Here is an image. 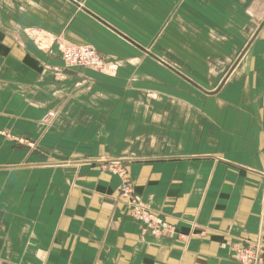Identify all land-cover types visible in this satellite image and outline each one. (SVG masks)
Here are the masks:
<instances>
[{
    "label": "crops",
    "instance_id": "obj_1",
    "mask_svg": "<svg viewBox=\"0 0 264 264\" xmlns=\"http://www.w3.org/2000/svg\"><path fill=\"white\" fill-rule=\"evenodd\" d=\"M63 43L117 67L68 68ZM106 159L172 231L128 216ZM252 242L264 0H0V264H240Z\"/></svg>",
    "mask_w": 264,
    "mask_h": 264
},
{
    "label": "built area",
    "instance_id": "obj_2",
    "mask_svg": "<svg viewBox=\"0 0 264 264\" xmlns=\"http://www.w3.org/2000/svg\"><path fill=\"white\" fill-rule=\"evenodd\" d=\"M66 45L67 46L64 49H61L64 45H60V55L64 64L68 68H88L108 74L113 73L117 67L115 64L104 60L103 57L91 46L71 43ZM69 51L73 54V56H69ZM47 115V120L54 116L52 112ZM119 174L121 176L120 196L127 205L131 206V213H129V216L137 221L142 226L144 231L149 232L155 237L172 231L170 225L144 206L135 194H132V188L130 187L126 175L122 173ZM232 256L233 259L240 264H252L255 259L253 247L243 244L234 247L232 250Z\"/></svg>",
    "mask_w": 264,
    "mask_h": 264
},
{
    "label": "rangeland",
    "instance_id": "obj_3",
    "mask_svg": "<svg viewBox=\"0 0 264 264\" xmlns=\"http://www.w3.org/2000/svg\"><path fill=\"white\" fill-rule=\"evenodd\" d=\"M44 35V34H43ZM32 37H34V36H32ZM36 38H39V40L38 39H35L36 41H38L40 44H41V46H42V48H45L46 47V45H47V43L49 42V40L47 39H44L42 36H35ZM34 37V38H35ZM51 45V44H50ZM63 45H66V44H63ZM46 48H48V46L46 47ZM66 66V65H65ZM54 114V113H53ZM47 116L48 115H46L45 117H44V121H48L47 120ZM21 143H23V141H21ZM118 160V161H117ZM116 161L115 160H113V159H106V160H103V162H101L102 164H104V166L106 167V169H107V171H111V172H113V173H116L117 175H120L119 173H122V174H124V175H126V173L125 172H121V170L119 169V167L120 166H118L117 164L118 163H121L120 162V159H117ZM117 165V166H116ZM118 167V168H117ZM127 176V175H126ZM121 180V179H120ZM128 182H129V179H128ZM120 188H121V185L118 187V193H117V198H118V200L120 201V202H122V203H124V205L126 206V212H128L127 214H128V216H129V213H131V206L130 205H127L125 202H124V200L121 198V192H120ZM131 191H132V194H135L134 192H133V190L131 189ZM131 215V214H130ZM130 217V216H129ZM131 219H133V218H131ZM134 220V219H133ZM163 220V219H162ZM135 221V220H134ZM137 222V221H136ZM243 245H247V246H251V247H253V254H254V256H255V259H254V261L252 262V264H262V261H263V257H264V255H263V252H262V249H263V246L262 245H260V244H257V243H254V242H252V243H246V244H243ZM232 258H233V256H232ZM236 261V260H235ZM239 263V262H238Z\"/></svg>",
    "mask_w": 264,
    "mask_h": 264
},
{
    "label": "bare ground",
    "instance_id": "obj_4",
    "mask_svg": "<svg viewBox=\"0 0 264 264\" xmlns=\"http://www.w3.org/2000/svg\"><path fill=\"white\" fill-rule=\"evenodd\" d=\"M40 6H41V5H40ZM37 32H38V33H43V32H41V31L38 30V29H29L27 33H29V34H31L32 36L35 37V36L38 35ZM45 35L48 36V34H45ZM50 38L54 39V37H50ZM35 39H38V40H39V38H36V37H35ZM63 44H68V43H63ZM66 46H67V45L62 46L61 49H62V48H63V49L66 48ZM68 53H69V56H73V54L70 53V51H69ZM165 62H166V61H165Z\"/></svg>",
    "mask_w": 264,
    "mask_h": 264
},
{
    "label": "water",
    "instance_id": "obj_5",
    "mask_svg": "<svg viewBox=\"0 0 264 264\" xmlns=\"http://www.w3.org/2000/svg\"><path fill=\"white\" fill-rule=\"evenodd\" d=\"M75 68V67H74ZM77 68V67H76Z\"/></svg>",
    "mask_w": 264,
    "mask_h": 264
}]
</instances>
